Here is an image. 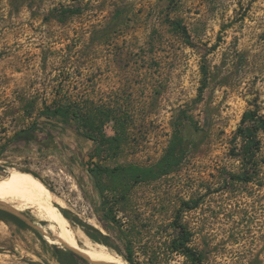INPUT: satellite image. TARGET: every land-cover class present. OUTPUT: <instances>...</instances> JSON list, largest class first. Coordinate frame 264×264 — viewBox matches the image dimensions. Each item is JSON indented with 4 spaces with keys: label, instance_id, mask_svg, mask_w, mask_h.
Returning <instances> with one entry per match:
<instances>
[{
    "label": "rangeland",
    "instance_id": "1",
    "mask_svg": "<svg viewBox=\"0 0 264 264\" xmlns=\"http://www.w3.org/2000/svg\"><path fill=\"white\" fill-rule=\"evenodd\" d=\"M59 96L88 109L112 101L120 146L99 130L98 141L85 137L72 120L63 133L8 148L0 177L40 178L65 201L76 232L124 258L118 239L122 253L85 226L115 237L102 194L141 264H191L170 249L179 224L202 264H264V131L255 177L233 178L245 171L243 114L264 115V0H0V147ZM115 127L107 122L104 134ZM178 129L185 154L169 174L135 183L89 171L93 157L111 168L153 166ZM0 209V264H61L55 247L72 249L30 210Z\"/></svg>",
    "mask_w": 264,
    "mask_h": 264
},
{
    "label": "trees",
    "instance_id": "2",
    "mask_svg": "<svg viewBox=\"0 0 264 264\" xmlns=\"http://www.w3.org/2000/svg\"><path fill=\"white\" fill-rule=\"evenodd\" d=\"M75 9L67 8V13L74 12ZM173 25L179 29L184 36H188V31L185 26L181 23L174 21ZM84 99H74L69 96H59L52 103H45V107L41 112V115L37 117L30 126L24 127L19 130L15 135H13L4 145L0 147V156L12 145L20 144L21 142H32L35 140L37 133L47 132L49 135L53 134V128H59L61 132H65V124H69L70 121H75L77 127L85 137L98 141V135L95 134L96 131L102 132L103 138L107 139L111 144L119 147L121 144L122 133L120 127H117V111L114 109V104L112 101L104 102L101 104H95L93 109H88L87 104L84 103ZM114 120L116 124V135L107 136L104 134V125ZM180 129L175 133L172 144L168 149L167 153L153 166L150 167H138L134 165L130 166H116L108 167L102 166L99 161L94 157L91 160L89 166V171L96 177L108 173L114 178L121 179L122 176L126 178H132L135 183H139L144 180L155 179L166 174H169L174 168H176L183 160L185 149L181 144L183 138L180 134ZM264 131V115L260 114L257 110L249 109L243 114L241 123L237 130V136H240L243 140L242 153L241 156L245 162V171L243 175H233V178H239L246 182H250L255 177L258 172V152L261 149V139L259 134ZM4 172V167L0 164V173ZM6 177L12 179L13 181H20L19 176H16L13 171H9L3 174ZM102 193V192H101ZM125 194H122L124 196ZM101 210L102 219L106 220L115 233V237L111 234L103 233L100 229L93 225H85L89 229L95 231L91 233V236L97 241L115 248L119 252L122 251L120 241L125 247L126 253H122L125 260L131 264H141L136 257V252L134 248V243L130 238L129 234L123 228V222L117 217L116 212L108 205V202L101 194ZM191 204L190 202H185L186 208H194L197 206ZM2 209H0V217H3ZM64 214L70 218L68 212L63 210ZM53 228L55 234L61 238V235L67 239L65 230L54 222H47V228ZM178 234L173 238L170 244V249L175 252L178 251L184 254L190 261L191 264H202L203 254L190 245L192 240V231L185 224L177 225ZM69 244V242H68ZM55 256L61 264H89L80 254L75 252L66 246H56ZM90 262V261H89ZM164 261L158 260V264H165Z\"/></svg>",
    "mask_w": 264,
    "mask_h": 264
},
{
    "label": "bare ground",
    "instance_id": "3",
    "mask_svg": "<svg viewBox=\"0 0 264 264\" xmlns=\"http://www.w3.org/2000/svg\"><path fill=\"white\" fill-rule=\"evenodd\" d=\"M24 178L28 184L0 177V204L15 212L30 210L40 220L58 224L65 230L69 246L91 261L98 264H131L117 253L108 250V247L96 245L94 242L93 244L82 231L76 232L60 208L66 206L65 201L48 189L40 178L36 179L29 174L24 175ZM79 239L84 241L89 250L80 246Z\"/></svg>",
    "mask_w": 264,
    "mask_h": 264
},
{
    "label": "water",
    "instance_id": "4",
    "mask_svg": "<svg viewBox=\"0 0 264 264\" xmlns=\"http://www.w3.org/2000/svg\"><path fill=\"white\" fill-rule=\"evenodd\" d=\"M83 257V256H82ZM86 259V258H85Z\"/></svg>",
    "mask_w": 264,
    "mask_h": 264
}]
</instances>
